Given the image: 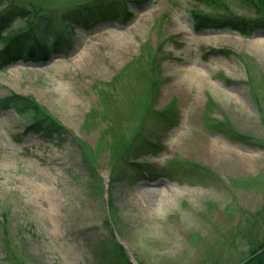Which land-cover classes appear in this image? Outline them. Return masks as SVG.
<instances>
[{
    "label": "rangeland",
    "instance_id": "obj_1",
    "mask_svg": "<svg viewBox=\"0 0 264 264\" xmlns=\"http://www.w3.org/2000/svg\"><path fill=\"white\" fill-rule=\"evenodd\" d=\"M19 1L57 17L66 41L0 68V264H116L99 255L112 238L135 264L261 249L264 29L196 13L258 15L241 0H103L104 17L66 31V10L98 0ZM16 95L64 131L29 129L1 103Z\"/></svg>",
    "mask_w": 264,
    "mask_h": 264
},
{
    "label": "trees",
    "instance_id": "obj_2",
    "mask_svg": "<svg viewBox=\"0 0 264 264\" xmlns=\"http://www.w3.org/2000/svg\"><path fill=\"white\" fill-rule=\"evenodd\" d=\"M102 1H93L87 3V5L66 10L61 16L65 20L63 27L67 31L70 28H74L72 22L87 23L88 21L93 22L99 17H104V11L115 5L114 3L108 5L107 2L103 3ZM199 1L204 2L206 0ZM241 1L247 4L258 17L250 20L236 16H228L223 19L218 17L215 19L207 14L201 13L200 15L196 13L197 25L223 26L238 33L240 32L243 36H250L256 29H264V13H260L264 5L256 6L255 0ZM261 1L264 2V0ZM116 13L122 14V12ZM17 18L25 19L24 27L19 29L11 27V24ZM57 19L54 15L47 13L46 10L29 9L21 5L19 0H6L5 5L0 8V39L5 33L2 38L3 49L0 51V68L16 60L25 61V59L45 58L49 53L57 52L62 48L63 43L66 41L64 38L65 33L57 28ZM1 103L3 106L15 107L18 114L25 118L31 130L41 131L45 135H50L52 131H64L61 125L53 121L51 116L46 114L31 99L16 95L5 98ZM101 244L100 250L102 252L100 251L99 255L102 256V259L114 260L116 264H134L130 260L124 246L114 241V238L108 244L106 241H102ZM261 246V249L254 248L249 258L239 264H264V243Z\"/></svg>",
    "mask_w": 264,
    "mask_h": 264
},
{
    "label": "water",
    "instance_id": "obj_3",
    "mask_svg": "<svg viewBox=\"0 0 264 264\" xmlns=\"http://www.w3.org/2000/svg\"><path fill=\"white\" fill-rule=\"evenodd\" d=\"M130 255V258L132 259V260H134V258L132 257V255L131 254H129ZM134 262H135V260H134ZM136 264H137V262H136Z\"/></svg>",
    "mask_w": 264,
    "mask_h": 264
}]
</instances>
